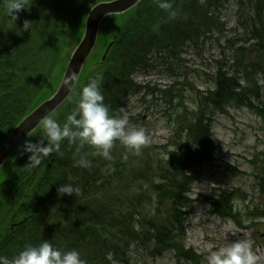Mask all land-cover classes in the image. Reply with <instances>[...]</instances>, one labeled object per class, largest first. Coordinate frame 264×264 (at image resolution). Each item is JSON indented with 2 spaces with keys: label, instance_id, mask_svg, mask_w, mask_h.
Segmentation results:
<instances>
[{
  "label": "trees",
  "instance_id": "trees-1",
  "mask_svg": "<svg viewBox=\"0 0 264 264\" xmlns=\"http://www.w3.org/2000/svg\"><path fill=\"white\" fill-rule=\"evenodd\" d=\"M100 1L104 0H25V9L14 20L7 11L8 0H0V146L26 115L54 93L60 69L70 56L64 31L68 28L79 40L85 12ZM236 1L245 10L241 37L226 40L229 57L224 54L214 60L211 87L184 90L175 81L159 90L168 94L171 103L175 101L170 115L172 142L146 145L136 155L117 141L111 159L105 160L89 145L64 140L59 151L44 157L36 168L27 166L30 153L25 149L45 142L41 124L20 144L25 143L16 160L19 147L0 171V256L11 259L26 246L47 240L62 250H77L85 264H127L115 248L123 241L127 248L145 247L154 256L172 250L177 257L199 263V257L182 245L187 217L194 210L190 187L217 152L214 116L227 114L229 108H245L264 123L260 85L264 80V0ZM167 2L173 6L174 17L160 9L157 0H141L123 14L105 17L98 34L104 43L100 58L89 60L90 55L71 95L49 116L63 124L76 107L82 87L99 77L110 114L123 117L127 97L145 88L135 81V73L154 69L156 62L163 63L160 60L172 65L184 48H198L226 29L222 11L228 0ZM25 21L30 22L27 31ZM185 95L192 103L190 110L182 104ZM81 161L88 166H81ZM260 173L264 179V162ZM62 184H70L79 193L59 195ZM240 194L220 190L210 199L212 212L238 222L235 200H242ZM56 197L60 220L47 226V207ZM127 197H136L140 205L134 226L128 219L133 215L126 217L125 210L118 209ZM250 214L264 218L262 209ZM117 216L125 219L120 222ZM117 225L120 239L115 235ZM128 225L133 227L129 233Z\"/></svg>",
  "mask_w": 264,
  "mask_h": 264
},
{
  "label": "rangeland",
  "instance_id": "rangeland-1",
  "mask_svg": "<svg viewBox=\"0 0 264 264\" xmlns=\"http://www.w3.org/2000/svg\"><path fill=\"white\" fill-rule=\"evenodd\" d=\"M239 7L236 0H228L222 11V20L226 24L222 34L211 36L198 48H184L180 60L172 65L160 60L163 63L156 62L154 69L134 74L135 81L145 88L141 93L127 97L125 116L130 128L145 130L148 146L166 145L175 136L170 125L175 101L171 103L168 94L159 90L168 89L175 81L176 86L184 90L202 91L211 87L214 60L224 54L228 58L226 40L241 37L240 22L245 19V10ZM89 10L82 18L83 30ZM64 35L68 41L67 54L70 55L81 38L75 41L68 28ZM100 41L99 38L89 60L100 58L104 45ZM68 59L69 56L60 69L56 86ZM260 85L264 100V80L261 79ZM151 88L155 91L152 92ZM185 96L182 104L190 110L192 103L188 95ZM213 140L217 147L214 160L200 168L198 179L190 187L189 197L194 210L187 217L182 246L199 257L198 264H207V256L212 251H222L236 241L245 240L260 257L259 264H264V218H253L250 214L253 209L264 210V179L260 173L264 162V123L245 108H229L227 114L214 116ZM22 147L13 160L23 150ZM223 189L241 192L242 200H235L238 222L212 212L210 199ZM53 199L45 215L47 226L60 220V199ZM129 259L128 264H193L186 258L177 257L172 250L154 256L147 248L134 244L131 245Z\"/></svg>",
  "mask_w": 264,
  "mask_h": 264
},
{
  "label": "clouds",
  "instance_id": "clouds-1",
  "mask_svg": "<svg viewBox=\"0 0 264 264\" xmlns=\"http://www.w3.org/2000/svg\"><path fill=\"white\" fill-rule=\"evenodd\" d=\"M158 7L169 11L174 17L172 4L167 0H157ZM7 11L10 17L17 19L16 13L25 9V0H8ZM30 22L25 21L23 30H29ZM77 73L69 69L62 83L64 90H71L77 83ZM111 110L104 102L99 77L91 79L79 92L76 107L60 124L51 116L41 118L45 142L32 147H26L25 152L30 153L27 166L38 167L42 159L58 152L64 140L71 144L83 147L89 145L97 150V154L105 160L111 159V150L118 141L128 150L140 155L141 149L147 145V136L144 129L130 128L126 116L116 117L110 114ZM169 160V156L166 157ZM81 166L87 167L85 161ZM59 195H77L79 189L70 184H62L57 189ZM258 257L252 250L249 242L240 240L232 243L222 251H212L207 256V264H259ZM0 264H85L81 254L73 250H62L45 240L38 245L26 246L11 259L0 256Z\"/></svg>",
  "mask_w": 264,
  "mask_h": 264
},
{
  "label": "water",
  "instance_id": "water-1",
  "mask_svg": "<svg viewBox=\"0 0 264 264\" xmlns=\"http://www.w3.org/2000/svg\"><path fill=\"white\" fill-rule=\"evenodd\" d=\"M139 1L141 0H109L99 2L90 9L86 16L82 38L70 55L57 90L50 98L43 101L31 113L24 117L1 145L0 169L16 147L40 125L41 118L49 116L69 97L74 87L71 90H64L62 87L63 79L69 72V69H71L78 74V80L86 60L95 48L99 25L102 19L108 15L126 12ZM109 47L110 45L107 47L105 54ZM104 58L105 55L102 59Z\"/></svg>",
  "mask_w": 264,
  "mask_h": 264
},
{
  "label": "bare ground",
  "instance_id": "bare-ground-1",
  "mask_svg": "<svg viewBox=\"0 0 264 264\" xmlns=\"http://www.w3.org/2000/svg\"><path fill=\"white\" fill-rule=\"evenodd\" d=\"M86 169V168H84ZM135 198L136 197H132V198H123L122 199V204L120 205V207L118 209H123L125 210L124 213H126V217L128 216V214L130 215H133V216H129V221H130V224H132V226H134V215H135V212H137V209L140 207L139 204H137L135 202ZM100 207H103L101 205H99ZM116 218H118L121 222V220H124L125 217H119L117 216ZM119 224V223H118ZM132 228L130 225L127 226V233H129L130 231H132ZM137 228V227H136ZM119 229V231L115 232V235L120 239L121 236H120V225H117L115 230ZM129 236H125V240L127 242V240L129 239ZM127 238V239H126ZM118 239V240H119ZM117 241V240H116ZM115 248L117 249V251L120 253L119 256H123L124 258H126L125 262L128 264L130 259H129V255H130V250H131V245L127 248V246L125 245V242L123 243V241H118V243L115 245ZM127 256V257H126ZM114 264V263H113Z\"/></svg>",
  "mask_w": 264,
  "mask_h": 264
}]
</instances>
